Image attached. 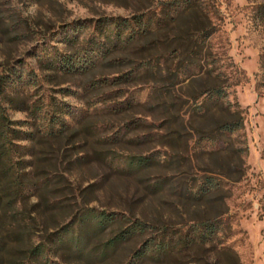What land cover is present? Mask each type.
<instances>
[{"label":"rangeland","instance_id":"374dc122","mask_svg":"<svg viewBox=\"0 0 264 264\" xmlns=\"http://www.w3.org/2000/svg\"><path fill=\"white\" fill-rule=\"evenodd\" d=\"M175 1L0 0V264H264V0H204L220 55L209 67L228 74L244 120L221 154L196 142L193 101L175 99L199 83L172 97L177 62L153 69L175 23L90 71L57 68L107 43L114 21L164 20ZM175 101L182 118L170 122ZM208 181L221 187L203 195ZM217 219L216 236L186 245Z\"/></svg>","mask_w":264,"mask_h":264},{"label":"trees","instance_id":"16d2710c","mask_svg":"<svg viewBox=\"0 0 264 264\" xmlns=\"http://www.w3.org/2000/svg\"><path fill=\"white\" fill-rule=\"evenodd\" d=\"M207 9L204 0H178L170 3V11L164 20L155 21V18L142 14L132 21L125 19L114 21L115 27L112 30L108 29L107 43L95 42L92 46L91 43L81 49L79 52L81 57L75 60L74 56L64 57L62 64L56 67L65 73L90 71L100 63L107 61L118 49H124L134 42L148 38L154 34L156 28L160 29L165 24L168 26L175 23L181 34L178 38L170 41L166 48L167 51L157 57L155 62L158 63L153 66V69L162 73L163 69L160 64L169 61L177 62L176 70L171 71V66L167 69L172 72L170 76L175 79L167 91L172 97L175 96L174 92H176L175 88L178 84L185 81L199 83L198 91L192 94L183 93L184 98H187L186 101L183 96L175 99L183 101L184 104L193 101V106L185 114H189V121L198 123V127L191 126L194 132L192 134L197 138L196 142L214 143L215 149L212 153L221 154L228 149L226 143H231L232 136L239 134L244 129V120L240 105L230 100L228 74L220 67H209L219 63L220 57L218 58V56L220 55L215 54L211 45L208 44V41L216 34V27L209 18ZM184 20L189 24V27L183 30L177 24ZM101 26L103 27V25ZM158 43L159 41L151 42L149 47H155ZM144 48L148 47L144 46ZM77 54L75 56H80ZM149 64V61H142L139 66L143 67ZM7 78L10 80L12 77L1 79V82H5L3 89L8 81L5 80ZM113 80L114 83H119L123 77L115 76ZM106 83V81L96 80L91 83V87L93 89L100 88ZM201 98L203 100L199 101ZM171 107L175 110V114L173 113L171 116L170 122L181 120V105L179 106L175 101L171 103ZM7 120L6 115L0 111V140L4 142L8 138L4 131L8 126ZM220 187V183L215 184L214 181H208L203 187L202 193L206 195ZM101 219L103 222L107 220L105 216ZM220 223L221 221L218 219L206 220L193 226V232L187 237L186 245L198 242L207 243L211 237L219 233Z\"/></svg>","mask_w":264,"mask_h":264}]
</instances>
